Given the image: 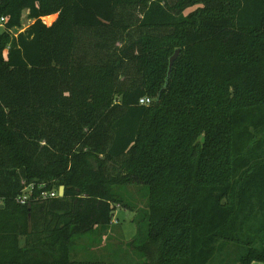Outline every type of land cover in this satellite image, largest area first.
Listing matches in <instances>:
<instances>
[{
  "label": "trees",
  "instance_id": "16d2710c",
  "mask_svg": "<svg viewBox=\"0 0 264 264\" xmlns=\"http://www.w3.org/2000/svg\"><path fill=\"white\" fill-rule=\"evenodd\" d=\"M1 18L0 264H109L73 241L129 187L152 264L264 263V0H0ZM31 183L64 196L17 204Z\"/></svg>",
  "mask_w": 264,
  "mask_h": 264
},
{
  "label": "rangeland",
  "instance_id": "374dc122",
  "mask_svg": "<svg viewBox=\"0 0 264 264\" xmlns=\"http://www.w3.org/2000/svg\"><path fill=\"white\" fill-rule=\"evenodd\" d=\"M57 16H47L43 20L51 25ZM31 21L27 12L23 16V29ZM4 25L0 24V34ZM124 205L115 207L113 222L108 227H97L88 234L76 237L72 245V259L77 261L106 262L109 264H152L151 259L145 260L133 247L132 242L139 234L140 229H145L147 224L143 220L144 211L147 210L146 191L142 187H129L122 190ZM237 250L230 247L227 256L233 258Z\"/></svg>",
  "mask_w": 264,
  "mask_h": 264
},
{
  "label": "built area",
  "instance_id": "2783aa9c",
  "mask_svg": "<svg viewBox=\"0 0 264 264\" xmlns=\"http://www.w3.org/2000/svg\"><path fill=\"white\" fill-rule=\"evenodd\" d=\"M5 21H6L5 18H1L0 24L4 25ZM43 22L45 23L44 20ZM151 102L152 101L150 98L145 97L139 101V104L143 106H148L151 104ZM45 187L46 186L44 184L41 185H37L35 183H31L28 185L25 184L22 192L17 196L16 203L19 205H28L31 202H43L60 196L59 194L60 189L57 190L54 188L51 191H47L45 190ZM1 205H4L2 199H0V206Z\"/></svg>",
  "mask_w": 264,
  "mask_h": 264
},
{
  "label": "water",
  "instance_id": "95a60500",
  "mask_svg": "<svg viewBox=\"0 0 264 264\" xmlns=\"http://www.w3.org/2000/svg\"><path fill=\"white\" fill-rule=\"evenodd\" d=\"M179 54H180V49H177L176 52L174 53V55L170 58V61H169V70H168V78L171 77L174 64H175L176 60L178 59ZM64 192H65V188L62 186L60 188V192H59V194H60L61 197L64 196ZM4 207H5L4 205H1L0 206V209H3Z\"/></svg>",
  "mask_w": 264,
  "mask_h": 264
},
{
  "label": "crops",
  "instance_id": "0c3cea01",
  "mask_svg": "<svg viewBox=\"0 0 264 264\" xmlns=\"http://www.w3.org/2000/svg\"><path fill=\"white\" fill-rule=\"evenodd\" d=\"M252 264H264V263H261V262H253Z\"/></svg>",
  "mask_w": 264,
  "mask_h": 264
}]
</instances>
